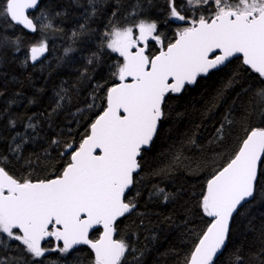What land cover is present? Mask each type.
Returning <instances> with one entry per match:
<instances>
[{
	"label": "snow or ice",
	"instance_id": "snow-or-ice-1",
	"mask_svg": "<svg viewBox=\"0 0 264 264\" xmlns=\"http://www.w3.org/2000/svg\"><path fill=\"white\" fill-rule=\"evenodd\" d=\"M40 2L3 0L0 16L7 18L9 27L21 26L31 33L52 30L48 13L42 11L39 17L28 14ZM97 2L88 0L91 15L96 14ZM166 7L164 23L181 25L173 41L165 42L159 22L149 18H138L122 27L112 24L103 33L102 46L122 58L113 73L119 83L106 89L104 107L78 143L72 139L50 142L63 149L59 156L65 163L58 174L18 179L7 170L8 157L0 156V246L4 250L16 242L32 264H43L48 253L67 257L80 246H87L94 254V264H122L133 249L125 240L114 238L117 221L136 208L127 193L136 184L145 154L168 118L171 98L195 85L199 78L227 67L234 58L264 80V0H166ZM62 14L54 12L52 16ZM80 28L84 30L85 25ZM80 34L72 33L73 37ZM149 41L159 46L155 54L148 51ZM20 44L19 37H0V47L12 45L20 52ZM48 52L47 38L42 36L28 47L23 63L36 64ZM57 96L64 99L60 93ZM254 104L264 117V88L254 92ZM60 106L57 103L56 108ZM215 107L213 100L211 108ZM223 120L217 129L221 139L225 125L232 124L228 115ZM10 125L15 127L16 121ZM26 127L35 130L31 118ZM245 131L234 156L204 185L199 207L208 218L207 227L198 235L186 264H216L231 241L235 217L258 193L264 195V127ZM16 137L26 143L21 133ZM16 137L10 152L19 159L22 143H16ZM164 199L168 200L167 194ZM94 230L100 232L95 239L91 238ZM49 241L52 247L45 246ZM235 261L244 264L240 255ZM0 264L26 262L21 257L0 256Z\"/></svg>",
	"mask_w": 264,
	"mask_h": 264
},
{
	"label": "trees",
	"instance_id": "trees-1",
	"mask_svg": "<svg viewBox=\"0 0 264 264\" xmlns=\"http://www.w3.org/2000/svg\"><path fill=\"white\" fill-rule=\"evenodd\" d=\"M42 11L54 25L43 33H29L17 25L9 27L7 18L0 16V37H19L21 41L20 52L12 45L0 47V156L8 157L7 170L18 179L58 174L65 163L59 156L63 149L50 142L72 139L78 143L104 107L105 91L119 82L113 73L122 62L102 46L103 33L112 24L122 27L138 18L157 20L165 42L173 41L176 28L181 26L174 21L164 23L166 0H98L95 15H91L88 0H43L31 16L39 17ZM133 11L138 15H130ZM54 12L63 14L53 17ZM74 31L81 34L73 37ZM42 36L47 38L48 54L36 64H24L28 47ZM158 47L149 41L150 53L155 54ZM69 48L72 51L66 53ZM229 80L233 81L230 87L226 86ZM260 88H264V80L234 58L227 67L199 78L194 86L171 98L168 118L127 194L135 200L136 208L117 222L116 239L125 240L133 249L122 264H186L198 235L207 227L208 218L199 207L207 179L234 156L247 134L245 129L264 127V117L254 104V92ZM57 93L64 99L60 100ZM213 100L215 108H211ZM225 115L232 124L225 125L221 139L217 129ZM29 118L35 130L27 129ZM10 121H16L15 127ZM17 133L26 143L16 137ZM14 137L16 143H22L19 159L10 152ZM99 234L95 230L91 238ZM45 246L52 247L53 243L45 242ZM262 249L264 195L258 193L235 217L231 241L216 264H236V255L243 257L244 264H260L264 260ZM0 256L21 257L32 264L16 242L7 250L0 246ZM43 264H94V254L81 246L67 257L48 253Z\"/></svg>",
	"mask_w": 264,
	"mask_h": 264
},
{
	"label": "water",
	"instance_id": "water-1",
	"mask_svg": "<svg viewBox=\"0 0 264 264\" xmlns=\"http://www.w3.org/2000/svg\"><path fill=\"white\" fill-rule=\"evenodd\" d=\"M42 1H43V0H41V2H42ZM41 2H40V4H41ZM40 4L38 5V7L40 6ZM37 9H38V8H37ZM37 9H36V10H37ZM36 10H29V13H28V14L31 16V13L35 12ZM20 27H21V26H20ZM25 30H26V29H25ZM26 31L29 32L28 30H26ZM29 33H31V32H29ZM47 54H48V53L45 54V57H46ZM45 57H43V58H45ZM43 58H42V59H43ZM42 59H41V60H42ZM38 62H39V61H38ZM38 62H37V63H38ZM118 83H119V82H118ZM192 86H194V85H192ZM130 190H131V189H130ZM130 190H129V191H130ZM128 193H129V192H128ZM128 193H127V194H128ZM127 215H128V214H127ZM127 215H126V216H127ZM121 219H122V218H121ZM118 221H119V220H118ZM118 221H117V222H118ZM94 231H95V230H94ZM94 231H93V232H94ZM114 238L116 239V235H115ZM80 247H81V246H80ZM89 249H90V248H89ZM90 250H91V249H90ZM220 255H221V254H220ZM220 255H219V256H220Z\"/></svg>",
	"mask_w": 264,
	"mask_h": 264
}]
</instances>
